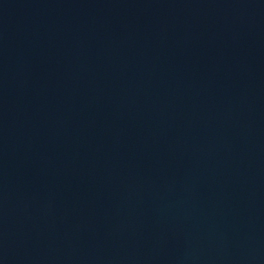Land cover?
I'll list each match as a JSON object with an SVG mask.
<instances>
[{"label":"water","instance_id":"95a60500","mask_svg":"<svg viewBox=\"0 0 264 264\" xmlns=\"http://www.w3.org/2000/svg\"><path fill=\"white\" fill-rule=\"evenodd\" d=\"M0 264H264V0H0Z\"/></svg>","mask_w":264,"mask_h":264}]
</instances>
